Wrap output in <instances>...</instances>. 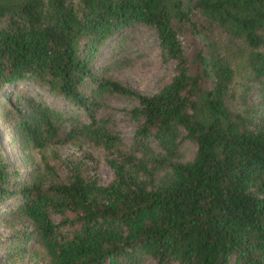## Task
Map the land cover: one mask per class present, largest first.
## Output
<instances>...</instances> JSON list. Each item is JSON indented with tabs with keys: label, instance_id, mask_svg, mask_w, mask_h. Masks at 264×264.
<instances>
[{
	"label": "trees",
	"instance_id": "obj_1",
	"mask_svg": "<svg viewBox=\"0 0 264 264\" xmlns=\"http://www.w3.org/2000/svg\"><path fill=\"white\" fill-rule=\"evenodd\" d=\"M140 24L173 66L150 93L94 66ZM109 95L131 101L129 142ZM0 126L110 169L80 152L15 180L0 147L1 220L35 264H264V0H0Z\"/></svg>",
	"mask_w": 264,
	"mask_h": 264
},
{
	"label": "rangeland",
	"instance_id": "obj_2",
	"mask_svg": "<svg viewBox=\"0 0 264 264\" xmlns=\"http://www.w3.org/2000/svg\"><path fill=\"white\" fill-rule=\"evenodd\" d=\"M99 64L105 66L106 74L145 93L161 87L173 73L172 60L162 59L153 28L143 24L132 26L122 38L118 37L110 46L108 43L103 45L95 59L94 66ZM27 87L30 92H34L31 85ZM104 103L106 106L101 112L113 114L116 121L115 128L119 130L123 139L129 142L134 126L132 121L119 118L118 108L129 107L131 101L118 95H109L104 98ZM8 131L0 126V147L10 169L15 172L12 175L15 180L19 177H26L29 169L36 164L40 165L43 159L56 163L62 156H74L80 152L89 154L96 160L100 183H104L110 174V169L102 158L101 149L85 141L79 139L62 145L51 144L41 150L33 147L22 148L17 141L12 140L11 132ZM183 147L185 155L190 156L193 145L185 141ZM15 202L16 200L10 198L0 209V262L4 264L7 262L12 264L38 263L42 257L41 248L36 244H30L23 248L25 251L18 252L21 247L17 242H12L15 241L14 234L20 232L21 225L9 223L11 226L8 227L4 226L6 223L1 220L4 216L2 213Z\"/></svg>",
	"mask_w": 264,
	"mask_h": 264
}]
</instances>
